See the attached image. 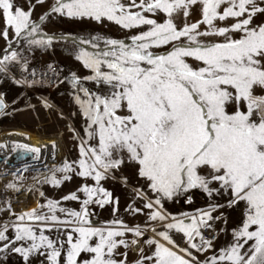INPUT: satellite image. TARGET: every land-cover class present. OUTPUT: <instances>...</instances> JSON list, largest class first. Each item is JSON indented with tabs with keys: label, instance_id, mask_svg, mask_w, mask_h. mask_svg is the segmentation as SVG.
Segmentation results:
<instances>
[{
	"label": "snow or ice",
	"instance_id": "obj_1",
	"mask_svg": "<svg viewBox=\"0 0 264 264\" xmlns=\"http://www.w3.org/2000/svg\"><path fill=\"white\" fill-rule=\"evenodd\" d=\"M197 4L200 20L191 24L185 20L182 26L174 22L179 14L187 18ZM35 6L31 0L24 6L14 0H0V18L4 21L0 38L8 41L9 47V29L17 40L29 46L48 48L53 41L69 39L64 35L44 38L40 22L48 13L39 17L40 22L33 21ZM50 11L98 23L106 19L124 29L142 25L149 28L131 36V44L107 39V50L89 52L81 47L76 57L91 72L83 79L94 82L97 90L80 86L81 78L72 74L85 135L81 137L73 129L80 140V158L65 162L60 171L64 179L75 174L94 184L85 183L77 190L86 198L80 211L67 212V219L54 214L56 202L51 200L46 206L52 215L32 209L18 217L21 222L25 217L41 221L49 231L52 225H66L62 232L66 238L52 240L43 231L37 236L32 226L19 223L13 225L15 240L31 243L16 246L6 235L8 225H4L0 229V252L18 253L26 264L37 254L44 257L45 264H127L126 256L121 260L113 258L118 246L129 247L124 239L115 237L133 232L139 238L144 231L139 226L128 228L119 220L112 221L118 228L94 227L88 218V205L112 204L115 212L119 198H114L101 181L114 178L118 170L128 167L134 177L144 182L141 188H133V194L144 201L143 209L150 210L148 219L152 221L169 219L161 211L162 201L182 196L190 200L193 189L225 197L223 203L211 205L208 211L198 210L199 217H191L188 224L173 217L174 222L164 224L163 230L152 228L170 243L167 230L177 229L188 237L191 248L206 252L212 241L204 239L201 227L210 228V220L227 223L222 212L217 216L212 213L244 206L241 223L233 230L235 243L221 249L218 255L200 261L182 249L188 257L185 258L149 239L145 243L155 245L153 255H143L144 249L140 248L136 264H264V0H129L127 4L121 0H55ZM146 12L164 13L167 18L160 23L145 16ZM229 18L234 22L225 26L216 23ZM201 24L207 25L204 31L199 30ZM201 37L223 39L204 42ZM98 40L99 37L82 39L80 44L96 49ZM169 44L171 48L162 54L151 50ZM187 58L199 63L190 64ZM20 60L23 57L11 51L0 59V71H6L9 62ZM23 66L27 71L26 60ZM31 75L34 77L35 72ZM4 107L0 99V109ZM17 147L39 152L28 145ZM120 179L128 186V176L121 175ZM52 182L61 183L55 177ZM144 187L154 197L143 192ZM63 199L79 197L70 193ZM143 209L129 206L128 210L140 213ZM196 237H200L199 244L192 242ZM93 238L94 243L90 242ZM249 241L252 244L245 249Z\"/></svg>",
	"mask_w": 264,
	"mask_h": 264
},
{
	"label": "rangeland",
	"instance_id": "obj_2",
	"mask_svg": "<svg viewBox=\"0 0 264 264\" xmlns=\"http://www.w3.org/2000/svg\"><path fill=\"white\" fill-rule=\"evenodd\" d=\"M19 6H24L28 3V0H14ZM36 6L32 12V20L39 21V17L48 13L43 22H40L41 35L46 38L47 36H60L64 35L69 39L53 41L52 45L48 48L29 46L23 40H17L11 29H9V40L12 41V46L9 47L8 41L0 38V59L4 55L10 54L11 51H17L23 60L19 62H9L6 71H0V85L3 87L5 94L8 97H15L13 104V113L0 117V138L3 136L11 135L13 132H19L22 135L31 138H38L39 141H43L38 144H33V148H38V155L41 157L40 162L37 165H26L18 170L10 172H0V221L5 225H8V231L6 235L9 236L10 241L15 243L16 246H27L31 241H16L15 240V228L13 225L24 223L32 226L36 231V235L39 236L41 231L48 236L49 239L63 240L66 237L62 235V232L68 226L63 224L52 225V230L49 231L45 228L43 222L36 220H25L21 222L18 217L21 214L27 213L32 209H36L39 213L52 215L53 213L47 208V202L49 200L56 202L55 215L61 219L69 218L67 212L80 211L82 202L86 198L85 194L77 191L83 184H94L91 179H85L75 174H70V179H64V174L60 171L63 168L65 162L72 163L80 158L79 145L80 140L75 137L73 129L79 133L81 137L85 135V120L81 115L79 105L76 103L77 90L72 85V74L75 73L81 78L80 86L95 92L97 86L92 81L84 80L83 77L91 74L90 70L85 68L83 62L76 57L79 55L81 47L89 52L99 51L105 49L104 41L107 39L123 40L127 44H131V36L139 34L141 31H147L149 26L142 25L139 28L124 29L114 21L103 20L102 22H96L88 18H71L66 15L53 13L50 11L51 6L55 3V0H44L42 4L36 3V0H31ZM122 3L127 4L129 0H121ZM139 3V0H137ZM132 11L138 9L132 8ZM145 16L156 19L162 23L167 18L164 13H144ZM201 19V12L199 4L192 7L187 18L182 14H179L174 19V22L178 26H182L184 21L187 23H195ZM233 18H229L227 21H216L220 26L233 23ZM4 27V21L0 18V29ZM207 25L201 24L199 30L204 31ZM71 37H75L73 42ZM99 37L98 48L93 49L88 44H80L82 39H91ZM37 38H40L38 36ZM182 41L184 38H181ZM204 42H220L222 37H201ZM186 42V41H185ZM179 43V42H174ZM171 44L163 45L151 49L157 53H164ZM34 59H42L47 62L57 63L61 70V82L55 88H48L43 85L35 86V92L40 94L39 96L33 92H27L22 87L18 86V83L14 80L13 74L23 64V61H30ZM190 64H198V61H194L192 58H187ZM17 83V84H16ZM17 85L19 88H17ZM83 98V93H79ZM44 97L45 100L41 99ZM92 143V142H89ZM42 146V147H41ZM40 147V148H39ZM21 159V158H20ZM34 161L33 163H37ZM2 161L0 162V164ZM31 163V164H33ZM75 167V165H74ZM79 169L77 168V171ZM121 175L129 177L128 186H124L121 183ZM60 180V184L52 182V178ZM143 181L137 179L132 175V170L128 167H122L115 173V177H110L105 181H101V185L113 193L114 198H119L116 211H113L112 204H106L100 207L97 204H89V220L94 227H119V225H113V220H119L128 228H134L139 226L143 231L142 237H135L133 232H125L123 237H115V239H124L129 247L123 245L118 246L114 250L113 258L117 260L125 259L127 264H136L141 257L140 248L144 249L143 255H153L155 245H148L145 241L152 239L158 241L160 244L165 245L172 251L177 252L181 256H185L182 249L189 250L193 256L198 260L204 261L206 258H210L214 255H218L221 249L229 247L235 243L233 237V230L241 223L243 204L235 209H219L213 212V216L219 215L221 212L226 218L227 223L223 220H210L208 223L216 230L217 239L212 242V247L206 252H198L196 249L191 248V242L188 237L177 229H170L168 231L169 241L164 240L157 235V232L163 230V226L166 223L174 222L173 217L176 220H183L185 224L191 222V217H199V211H208L210 206L216 203H223L225 197L218 194L209 196L207 193L199 189H193L190 193L191 199L188 200V196H182L179 198H173L171 200L162 201L161 211L169 217L166 221H152L148 219V213L150 210L143 209L144 201L135 198L133 194V188H141ZM9 184L16 185V188L8 187ZM18 189V190H17ZM142 191L147 193L149 197H154L151 190L144 187ZM25 193L32 199V206L25 211H20L15 206L17 202H13L8 198ZM41 193L43 195H41ZM70 193H76L79 199L77 200H64L63 197ZM7 194V195H6ZM7 196V197H6ZM34 200V201H33ZM135 201V202H134ZM14 204H13V203ZM45 207L41 208L40 206ZM5 206V208H4ZM129 206L133 208H142L140 213H134L129 211ZM64 209L65 211H61ZM155 210V209H153ZM152 228H156L157 232L152 231ZM59 229L60 231H57ZM96 238H93L92 243ZM133 240L138 241L136 244H132ZM200 237H196L194 241L199 244ZM3 245V242H1ZM252 244L249 241L245 244L244 248L247 249ZM241 251H244L242 249ZM3 264H26L23 258L18 253L11 251H5L3 254ZM185 258H188L185 256ZM30 264H45L44 257L42 255H33L30 257Z\"/></svg>",
	"mask_w": 264,
	"mask_h": 264
},
{
	"label": "bare ground",
	"instance_id": "obj_3",
	"mask_svg": "<svg viewBox=\"0 0 264 264\" xmlns=\"http://www.w3.org/2000/svg\"><path fill=\"white\" fill-rule=\"evenodd\" d=\"M43 141H39L38 138H31L20 134L19 132H13L11 135L3 136L0 138V172L5 173L15 171L26 165H37L40 162V155L38 152L33 153L23 148L17 147V145H28L33 148V144H38ZM42 147V146H41ZM40 148V147H39ZM21 158V159H20ZM38 161L37 163L33 162ZM33 163V164H31ZM11 192L8 194V198L17 202L16 208L20 211H25L32 206V199L29 198L25 193L13 196L10 198ZM7 195V194H6ZM7 197V196H6ZM34 201V200H33ZM12 202V203H13ZM14 204V203H13Z\"/></svg>",
	"mask_w": 264,
	"mask_h": 264
},
{
	"label": "built area",
	"instance_id": "obj_4",
	"mask_svg": "<svg viewBox=\"0 0 264 264\" xmlns=\"http://www.w3.org/2000/svg\"><path fill=\"white\" fill-rule=\"evenodd\" d=\"M49 65H51V68H49ZM33 71L35 72L34 77L31 75ZM13 78L25 91L33 92L39 96L40 94L35 92L34 87L37 85H43L48 88L57 87L61 82V70L57 63L47 62L42 59H34L27 61V71L24 70V66L22 64L13 74ZM25 80L29 82L35 80V83H25ZM41 99L45 100L44 97H41ZM4 225L5 224L0 221V229H3ZM200 230L205 240H211L214 242L217 239V233L213 227H201Z\"/></svg>",
	"mask_w": 264,
	"mask_h": 264
},
{
	"label": "crops",
	"instance_id": "obj_5",
	"mask_svg": "<svg viewBox=\"0 0 264 264\" xmlns=\"http://www.w3.org/2000/svg\"><path fill=\"white\" fill-rule=\"evenodd\" d=\"M17 84V83H16ZM17 88H19V87H21L19 84H18V86L17 85H15ZM0 97L1 98H3V100L6 102V108H5V110L0 114V117H2V116H7V115H9V114H11V113H13V104H14V102H15V97H8L6 94H5V92H4V90H3V87L0 85ZM2 243L0 242V247H2V245H1ZM3 254H4V252H0V264H3V258H4V256H3Z\"/></svg>",
	"mask_w": 264,
	"mask_h": 264
},
{
	"label": "water",
	"instance_id": "obj_6",
	"mask_svg": "<svg viewBox=\"0 0 264 264\" xmlns=\"http://www.w3.org/2000/svg\"><path fill=\"white\" fill-rule=\"evenodd\" d=\"M0 99L3 100V98L0 97ZM4 101V100H3ZM4 104L6 105V102L4 101ZM6 107H4L3 109H0V114L5 110ZM1 162V161H0ZM189 200V199H188Z\"/></svg>",
	"mask_w": 264,
	"mask_h": 264
}]
</instances>
